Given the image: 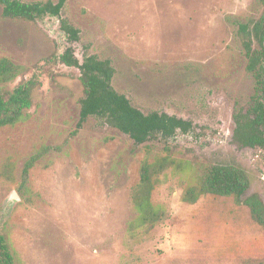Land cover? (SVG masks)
Listing matches in <instances>:
<instances>
[{
	"label": "rangeland",
	"instance_id": "374dc122",
	"mask_svg": "<svg viewBox=\"0 0 264 264\" xmlns=\"http://www.w3.org/2000/svg\"><path fill=\"white\" fill-rule=\"evenodd\" d=\"M48 1L63 3L60 17L37 22L3 18L0 3V59L22 68L6 90L36 81L28 118L0 129V232L23 264H264V234L245 205L214 195L183 202L190 172L161 173L150 197L167 218L128 231L142 162L157 155L239 166L250 177L245 196L264 201L261 150L232 138L233 113L254 93L234 21L257 18V0ZM60 19L79 30L77 42ZM66 48L79 62L109 59L117 92L193 130L137 148L94 119L75 134L84 94L79 70L58 60ZM43 145L63 149L35 165L21 189L23 164Z\"/></svg>",
	"mask_w": 264,
	"mask_h": 264
},
{
	"label": "trees",
	"instance_id": "16d2710c",
	"mask_svg": "<svg viewBox=\"0 0 264 264\" xmlns=\"http://www.w3.org/2000/svg\"><path fill=\"white\" fill-rule=\"evenodd\" d=\"M257 2L262 7L257 18L234 21L246 59L245 69L254 80V93L245 109L239 108L233 113L232 138L239 148L261 150L264 161V0ZM0 3L3 18L31 22L41 21L46 17L58 18L63 7L62 2L54 4L48 0H0ZM60 30L69 42L79 40V30L67 20L60 19ZM58 60L65 66L77 68L80 73L79 82L84 95L79 102L75 134L90 119H94L127 136L137 148L150 142L167 143L177 134H188L193 130L190 121L165 112L144 113L125 95L117 92L112 85L115 72L109 59L89 55L79 62L72 48H66L58 56ZM21 69L6 58L0 59V129L23 122L29 116L36 81L30 79L11 91L6 90ZM62 149L61 145H43L30 155L21 170V189L28 190V175L35 165ZM169 168L183 173L190 172V182L182 195L183 202L193 204L205 195L232 197L236 203L248 208L251 219L264 234V201L255 193L245 196L250 177L244 169L236 165H189L168 154L157 155L152 161L147 158L142 162L139 182L132 190L131 201L136 216L128 224L129 232L153 228L167 218L165 209L153 204L150 196L159 182L158 176ZM0 264H23L7 236L1 232Z\"/></svg>",
	"mask_w": 264,
	"mask_h": 264
},
{
	"label": "water",
	"instance_id": "95a60500",
	"mask_svg": "<svg viewBox=\"0 0 264 264\" xmlns=\"http://www.w3.org/2000/svg\"><path fill=\"white\" fill-rule=\"evenodd\" d=\"M16 199V194L13 193L12 196H11V200H15Z\"/></svg>",
	"mask_w": 264,
	"mask_h": 264
}]
</instances>
